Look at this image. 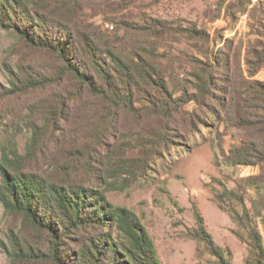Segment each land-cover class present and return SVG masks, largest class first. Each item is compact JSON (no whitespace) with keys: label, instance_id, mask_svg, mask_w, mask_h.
Instances as JSON below:
<instances>
[{"label":"rangeland","instance_id":"374dc122","mask_svg":"<svg viewBox=\"0 0 264 264\" xmlns=\"http://www.w3.org/2000/svg\"><path fill=\"white\" fill-rule=\"evenodd\" d=\"M112 1L119 0H78L76 20L112 37L114 32L109 31L112 19L138 23L160 19L171 29L156 34L127 32L125 50L138 51L152 61L167 77L171 88L195 91L194 74L203 67L214 72V87L204 102L180 104L176 126L169 130L170 142L155 145L150 153L145 152L148 146L142 145L155 139L158 120L146 110L142 114H123L117 127L121 125L125 136L114 134L109 141L113 150L120 151L125 145L128 152L94 153L98 160L93 161L94 168L97 173L104 171V183L95 180V176L88 183L106 189L112 204L136 214L153 240L160 264H219L205 243L192 236L197 215L227 261L245 264L247 244L235 231L244 236L245 232L214 194L224 187L235 188L240 177L258 171L250 161L231 163L227 155L232 146H240L243 140L264 139L263 119L256 120L254 116L257 113L264 117L263 112L249 105L257 103L253 99L256 88L250 84L264 81V66L251 75L246 64L247 52L254 45L264 60V0H123L127 1L124 8ZM66 2L32 0L30 6L43 9L50 3L48 11L57 13L54 7ZM9 17L0 22V157L9 149L25 154L32 121H40L57 108L53 96L62 86L45 88L33 81L42 78L49 65L57 68V58L48 50L25 42L14 30V25L23 27L19 17L11 14ZM48 27L53 28V24L48 22ZM227 74L231 76L229 86L234 97L231 101L243 108L232 107L230 95L221 91ZM178 94L176 91L175 95ZM243 97L248 104L243 103ZM82 106L83 103L70 111L71 122L82 115ZM139 133H145L143 140L137 139ZM51 154L45 153L31 163L51 170L52 166L46 164ZM140 161L144 162V168L132 174L131 169L137 168ZM54 173L52 169L51 174ZM79 177L86 179L87 175L81 172ZM253 196L254 191L247 189V208ZM236 208L241 211L240 206ZM257 223L264 244V220L257 219ZM24 236L34 247L38 245L34 241L36 234L28 229L22 217L7 209L0 199V264H52L45 257L23 258L16 254Z\"/></svg>","mask_w":264,"mask_h":264},{"label":"trees","instance_id":"16d2710c","mask_svg":"<svg viewBox=\"0 0 264 264\" xmlns=\"http://www.w3.org/2000/svg\"><path fill=\"white\" fill-rule=\"evenodd\" d=\"M77 1L67 0L66 4L54 7L56 13L48 11L50 3L39 9L37 5L30 6L32 0H0V22L9 20L10 14L19 17L23 27L14 25L18 35L29 45L46 49L57 58V68L49 65L42 78L33 81L45 88L62 85L53 96L57 108L40 121H32V135L25 145V154L9 149L0 157V199L7 209L22 217L28 229L36 234L34 241L39 242L34 247L24 236L16 254L23 258L45 257L52 264H160L153 240L136 214L112 204L106 189L88 183L92 176L104 183V171H95L93 161L98 160L94 153L101 150L127 153L125 145L120 151L113 150L109 140L114 134L125 136L121 125L117 127L123 114H142L145 110L159 124L155 139L143 142V147L148 146L145 152H153L155 145L168 144L169 130L175 128L176 117L181 113L180 104L202 103L211 96L214 72L204 67L200 73L196 72L195 91L171 88L167 77L152 61L138 51H126L123 45L127 32L156 34L170 27L157 18L143 23L112 19L111 37L110 33L95 32L91 26L76 20ZM112 3L124 8L127 1ZM48 22L53 28H46ZM247 53L246 64L252 75L264 66V60L256 45ZM228 74L221 91L230 95L231 101L234 97ZM251 85L256 88L253 99L257 103L250 102V108H258L264 116V81H252ZM225 95L221 97L224 107ZM242 101L248 104L245 97ZM82 103V115L71 122L70 111ZM230 104L243 108L238 102ZM254 116L256 120L262 118L264 124V117L257 113ZM144 136L145 133H139L137 139L143 140ZM45 153H53L46 164L55 169L54 174L52 169L43 170L31 163ZM227 159L231 163L250 161L257 166V173L240 177L235 188L224 187L214 196L245 232L244 236L235 231L247 244L245 264H264L263 236L257 223V219L264 220V139L243 140L240 146L230 148ZM140 162L131 169L132 174L144 168V162ZM81 172L86 173V179L79 177ZM247 189L254 191L249 208L245 205ZM196 221L192 236L205 243L219 264H231L221 247L214 244L200 215Z\"/></svg>","mask_w":264,"mask_h":264}]
</instances>
